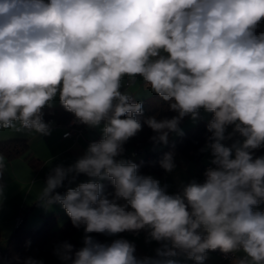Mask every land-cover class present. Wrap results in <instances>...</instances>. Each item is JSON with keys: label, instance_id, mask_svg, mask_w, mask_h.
<instances>
[{"label": "clouds", "instance_id": "clouds-1", "mask_svg": "<svg viewBox=\"0 0 264 264\" xmlns=\"http://www.w3.org/2000/svg\"><path fill=\"white\" fill-rule=\"evenodd\" d=\"M126 78L174 114L145 116ZM57 104L100 134L40 182L35 205L59 206L82 233L79 247L54 245L59 264H206L216 251L264 264V0H0V128L51 136ZM185 118L205 123L202 178L142 173L126 143L146 125L167 146ZM158 164L173 173L175 152ZM3 176L0 158V213Z\"/></svg>", "mask_w": 264, "mask_h": 264}, {"label": "crops", "instance_id": "crops-1", "mask_svg": "<svg viewBox=\"0 0 264 264\" xmlns=\"http://www.w3.org/2000/svg\"><path fill=\"white\" fill-rule=\"evenodd\" d=\"M125 87L136 99H144L152 94L150 89L140 79H137L135 83L129 86L126 78ZM57 106L59 105L57 104L55 107ZM46 120L54 121V131L51 136L47 137L40 136L28 130L17 131L13 128H0V141L18 138L26 140L28 143L26 151L21 155L10 159L0 155L2 163L4 164L3 183L6 186L7 193L4 211L0 213V236L3 245L15 230V215L19 210H22V226L25 228L37 226L45 217L53 215H56V221L54 223L56 228L66 220L67 216L59 206H55L51 211H46L35 205L34 202L42 188V183L40 182L43 181L51 166L60 162L70 163L73 158L83 153L91 140L98 139L100 135L97 130H88L84 126L81 134L74 137H63L62 134L65 131L63 124L65 122H63L61 117L49 115V118ZM17 126L19 127L18 122ZM181 126L184 130V127L193 126V124L189 118H185ZM54 157L57 159H53ZM31 158L35 162H30L29 159ZM205 160L206 158L203 162L197 164L191 158L190 153L178 152L175 154L177 169L173 173H165L162 169V174L160 175L150 174L161 179L162 182H169L175 186L176 178L185 181L193 177L196 178ZM34 163L35 165H33ZM80 179L84 180L86 178L80 177ZM60 191L62 192L63 189H60ZM81 235V231L75 230L73 232V238L75 239L77 247L81 244ZM122 235L127 239L135 240L138 254H154L156 245L154 242L152 244H145L144 234H141L139 237L127 233ZM110 239L113 238L103 236L100 241ZM51 257L44 259L45 264H59V261L54 263V259ZM219 260L217 255L209 253L206 264H215ZM230 260L226 264H230ZM187 264H192V262L188 261Z\"/></svg>", "mask_w": 264, "mask_h": 264}, {"label": "trees", "instance_id": "trees-1", "mask_svg": "<svg viewBox=\"0 0 264 264\" xmlns=\"http://www.w3.org/2000/svg\"><path fill=\"white\" fill-rule=\"evenodd\" d=\"M143 100L145 108V116L159 114V116H171L174 113L165 111L166 104H164L154 94L147 96ZM49 110H45V118H49V115L61 117L63 122H66L72 117L71 114L65 112L60 106L54 107L51 110V114H48ZM183 124V122H182ZM181 124V125H182ZM185 135L183 137L173 134L170 137L171 144L164 146L158 145L155 147L150 141V137L153 135L151 130L145 125L143 130L137 134L134 138L130 139L125 148L129 151L131 148L140 147L145 150V153L137 154L132 158L133 162L141 164L140 171L145 174H162V169L159 167L158 161L162 158V155L168 151H174L175 154L190 153L191 158L198 164L203 162L207 154L199 152L205 144L206 128L204 122H199L196 125L184 127ZM175 144V148L172 145ZM28 147L26 140L13 138L0 141V155L6 158H14L15 156L23 154ZM260 154V153H257ZM30 162L34 160L29 159ZM35 162V161H34ZM35 165V163L33 164ZM56 215L45 217L42 222L37 226H31L25 228L22 224L15 228L14 232L6 239V243L3 245L0 236V251L2 254L1 264H15L12 260L14 255H19L21 258L33 257L35 259L51 257L52 249L57 242L68 240L76 245L73 238V232L77 229L73 228L70 220L66 217V220L56 228L55 226ZM103 236L97 235L96 238L100 240ZM31 241L30 246H26L27 242ZM77 246V245H76ZM226 261L219 260L215 264H226Z\"/></svg>", "mask_w": 264, "mask_h": 264}, {"label": "built area", "instance_id": "built-area-1", "mask_svg": "<svg viewBox=\"0 0 264 264\" xmlns=\"http://www.w3.org/2000/svg\"><path fill=\"white\" fill-rule=\"evenodd\" d=\"M74 120V117L72 116L71 118H69L64 124L63 127L65 128V131L63 132L62 136L63 137H74L77 136L79 134H81L84 130V126L83 125H78V124H74L72 123V121ZM172 142L170 141L169 144H171ZM140 153H145V150L143 148L140 147H136V148H131L129 151H127V156L129 159H132L134 157H136L137 154ZM134 154V155H133ZM205 162L201 165L200 167V171L199 174L197 175L196 178H202V172L205 168ZM60 191V190H59ZM15 228L18 227V225H20L23 222V216H22V210H19L17 212V214L15 215ZM212 255H217L218 258L222 261H226L228 262L231 257H228L227 259L223 256V254H221L220 252L216 251V252H210ZM2 261V254L0 251V264Z\"/></svg>", "mask_w": 264, "mask_h": 264}, {"label": "rangeland", "instance_id": "rangeland-1", "mask_svg": "<svg viewBox=\"0 0 264 264\" xmlns=\"http://www.w3.org/2000/svg\"><path fill=\"white\" fill-rule=\"evenodd\" d=\"M181 128H183V127L181 126ZM51 258L54 259V263H57V262H58V260H57L55 257L52 256ZM51 258H50V259H51ZM40 259H47V258L44 257V258H40Z\"/></svg>", "mask_w": 264, "mask_h": 264}]
</instances>
